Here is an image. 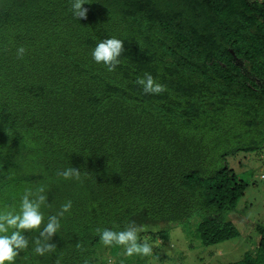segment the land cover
Wrapping results in <instances>:
<instances>
[{
  "label": "trees",
  "instance_id": "trees-1",
  "mask_svg": "<svg viewBox=\"0 0 264 264\" xmlns=\"http://www.w3.org/2000/svg\"><path fill=\"white\" fill-rule=\"evenodd\" d=\"M85 2L78 20L72 0H0V210L41 186L45 220L72 201L56 251L33 255L25 233L15 264H101L95 229L130 220L142 240L194 217L204 246L238 237L222 215L247 187L229 160L264 148V1ZM111 37L125 47L113 72L91 57ZM146 72L166 91L145 94ZM70 166L80 180L57 176ZM257 233L235 264H264Z\"/></svg>",
  "mask_w": 264,
  "mask_h": 264
},
{
  "label": "clouds",
  "instance_id": "clouds-1",
  "mask_svg": "<svg viewBox=\"0 0 264 264\" xmlns=\"http://www.w3.org/2000/svg\"><path fill=\"white\" fill-rule=\"evenodd\" d=\"M85 3V0H72L71 12L78 20L87 19L88 9L83 7ZM124 51V41L111 37L100 41L92 50L91 57L95 63L103 64L109 72H113L121 63L120 57ZM25 53L26 48L19 46L16 49L17 59H22ZM135 83L143 89L145 94L158 95L166 91V87L147 72L142 77H138ZM56 174L65 180L81 179V171L71 166L62 171H57ZM45 192L46 189L43 186L35 191L28 189L20 199L18 211L8 208L0 210V264H15L20 253L28 251L30 241L25 233L29 232L38 233V236L33 240V255L45 256L56 251V245L49 241L55 234L59 233L61 219L66 213H70L72 201L69 200L62 204L56 214L48 216L45 220L41 208L42 206H51L46 203ZM114 228L118 229L119 225H114ZM145 230L144 224H137L136 221L130 220L123 230L96 228L95 232L99 234V238L105 246H121L123 248L122 254L127 257H156L154 244L141 239L140 234ZM77 248L83 250L79 243ZM84 264H89V261L85 259ZM109 264H113V262L110 261Z\"/></svg>",
  "mask_w": 264,
  "mask_h": 264
},
{
  "label": "rangeland",
  "instance_id": "rangeland-1",
  "mask_svg": "<svg viewBox=\"0 0 264 264\" xmlns=\"http://www.w3.org/2000/svg\"><path fill=\"white\" fill-rule=\"evenodd\" d=\"M234 157L235 160H229L230 167L247 187L235 208L223 214L222 219L233 224L239 233L238 237L204 246L196 233L199 219L194 217L171 228L166 240L159 237L147 240L154 244V252L158 258L127 257L122 254L123 248L112 255L110 247L102 244L98 249L101 264H109L110 261L113 264H235L246 253L254 254L259 239L257 227L264 228V148L250 153L247 158L240 154ZM7 201L9 200L6 199L5 202ZM10 204L15 206L12 199ZM19 205L16 207L17 211Z\"/></svg>",
  "mask_w": 264,
  "mask_h": 264
}]
</instances>
